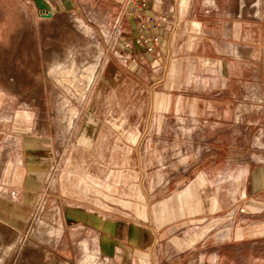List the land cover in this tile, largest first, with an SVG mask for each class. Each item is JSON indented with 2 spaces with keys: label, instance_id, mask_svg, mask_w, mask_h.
<instances>
[{
  "label": "rangeland",
  "instance_id": "1",
  "mask_svg": "<svg viewBox=\"0 0 264 264\" xmlns=\"http://www.w3.org/2000/svg\"><path fill=\"white\" fill-rule=\"evenodd\" d=\"M42 2L0 0V264H264V0Z\"/></svg>",
  "mask_w": 264,
  "mask_h": 264
},
{
  "label": "built area",
  "instance_id": "2",
  "mask_svg": "<svg viewBox=\"0 0 264 264\" xmlns=\"http://www.w3.org/2000/svg\"><path fill=\"white\" fill-rule=\"evenodd\" d=\"M163 3V0H129L128 11L133 15L137 21L138 26L143 29L147 26L153 27V19L157 8ZM120 32V31H119ZM161 36L154 34L152 36H145L144 33H140L136 36L135 41L139 44H145L146 51L148 53L156 50L155 44L160 41Z\"/></svg>",
  "mask_w": 264,
  "mask_h": 264
},
{
  "label": "crops",
  "instance_id": "3",
  "mask_svg": "<svg viewBox=\"0 0 264 264\" xmlns=\"http://www.w3.org/2000/svg\"><path fill=\"white\" fill-rule=\"evenodd\" d=\"M133 27H134V24H133ZM136 29V28H135ZM147 33L149 34V35H151L152 36V34H157V32L153 29V30H149V31H147ZM164 32L162 31L161 32V42L162 43H160L161 44V46L163 45V43H164V40H162L163 39V37H164ZM138 35V33H137V31L135 30L134 31V34H132V38H134V36L136 37ZM137 46V45H136ZM134 47L135 49H134V51L135 52H137L138 51V47ZM137 59L135 58V61H136ZM140 60V59H139ZM125 70H129L130 71V73L131 74H135V76L136 75H138V76H143V73H147V72H145L144 71V67H143V65H142V62H140V63H138V62H132L131 63V65L128 67V68H125ZM260 177L259 178H263V179H261V181H260V183H259V185H260V187L259 188H264V166H261L260 167ZM201 236H203V235H201ZM200 236V237H201ZM198 239V238H197ZM197 239L195 240V242L197 241ZM190 241V240H189ZM194 242V243H195Z\"/></svg>",
  "mask_w": 264,
  "mask_h": 264
},
{
  "label": "water",
  "instance_id": "4",
  "mask_svg": "<svg viewBox=\"0 0 264 264\" xmlns=\"http://www.w3.org/2000/svg\"><path fill=\"white\" fill-rule=\"evenodd\" d=\"M39 2V1H38ZM38 5H39V7L41 8V9H45L46 8V2H39L38 3ZM42 16H44V17H51V16H53V12L52 11H48V12H44L43 14H42Z\"/></svg>",
  "mask_w": 264,
  "mask_h": 264
},
{
  "label": "bare ground",
  "instance_id": "5",
  "mask_svg": "<svg viewBox=\"0 0 264 264\" xmlns=\"http://www.w3.org/2000/svg\"><path fill=\"white\" fill-rule=\"evenodd\" d=\"M39 2H42V0H38Z\"/></svg>",
  "mask_w": 264,
  "mask_h": 264
}]
</instances>
